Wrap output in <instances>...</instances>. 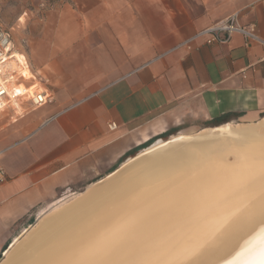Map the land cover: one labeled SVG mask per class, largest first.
I'll use <instances>...</instances> for the list:
<instances>
[{"label":"crops","instance_id":"1","mask_svg":"<svg viewBox=\"0 0 264 264\" xmlns=\"http://www.w3.org/2000/svg\"><path fill=\"white\" fill-rule=\"evenodd\" d=\"M233 15L257 41L207 44L201 32ZM48 21L28 64L18 56L27 75L51 80L53 101L0 114V251L31 210L101 180L155 137L264 118V0H83Z\"/></svg>","mask_w":264,"mask_h":264},{"label":"bare ground","instance_id":"2","mask_svg":"<svg viewBox=\"0 0 264 264\" xmlns=\"http://www.w3.org/2000/svg\"><path fill=\"white\" fill-rule=\"evenodd\" d=\"M44 213L0 264H264V119L157 140Z\"/></svg>","mask_w":264,"mask_h":264},{"label":"rangeland","instance_id":"3","mask_svg":"<svg viewBox=\"0 0 264 264\" xmlns=\"http://www.w3.org/2000/svg\"><path fill=\"white\" fill-rule=\"evenodd\" d=\"M82 1L83 0H0V30L9 34L14 52L24 56L27 62L24 51L32 50L34 47H37V44L44 37L43 31H50L51 25L48 21V18H50L52 14H55L57 11L66 7H71V9H78V7L82 5ZM94 1L96 0H91V2ZM45 27H49V29L45 30ZM46 80L47 83L45 85L51 92V80L47 77ZM262 119L264 118H259L254 122H242L239 120L226 119L214 124H211L210 121L199 122L197 120L193 122L196 124H192L195 126L190 127V123L187 122L178 127L180 129L175 132L172 131L157 136L145 145L141 146L137 151L133 152L129 157L118 164V166H116L107 176H104L101 180L97 182L84 183L76 188L66 189L62 191L56 199L52 200L51 202L39 205L31 210L27 215H25L22 219L11 226L9 240L5 246L8 247L9 244H11L15 239H18L19 241L22 240L24 238V235H26L25 233H27L31 229V227L35 225L37 218L41 215L42 212H45L47 214L54 207H57L62 203L71 201L75 196L79 194H83L88 189V187L104 181L108 176L116 172L122 165L142 153V151H144L157 140L166 142L172 137L182 134L199 133L200 131H203L205 129L217 128L223 126L224 124H253L258 123ZM229 160L233 161L232 158H229ZM1 260L2 250L0 251V262Z\"/></svg>","mask_w":264,"mask_h":264},{"label":"built area","instance_id":"4","mask_svg":"<svg viewBox=\"0 0 264 264\" xmlns=\"http://www.w3.org/2000/svg\"><path fill=\"white\" fill-rule=\"evenodd\" d=\"M235 33H241L249 40L257 41L254 26L250 25L247 29L239 27L235 15L201 32L208 35L207 44L225 43ZM14 53L9 34L0 30V114L8 109L14 111L19 102H24L32 108H39L53 101V95L45 85L46 77L33 73L25 77L7 68L8 63L15 59ZM116 128L114 123L108 125L109 131ZM5 182L6 175L0 166V185Z\"/></svg>","mask_w":264,"mask_h":264},{"label":"trees","instance_id":"5","mask_svg":"<svg viewBox=\"0 0 264 264\" xmlns=\"http://www.w3.org/2000/svg\"><path fill=\"white\" fill-rule=\"evenodd\" d=\"M222 120H223V119H222ZM222 120H221V121H222ZM5 249H6V246H4V247L2 248V252H3Z\"/></svg>","mask_w":264,"mask_h":264},{"label":"water","instance_id":"6","mask_svg":"<svg viewBox=\"0 0 264 264\" xmlns=\"http://www.w3.org/2000/svg\"><path fill=\"white\" fill-rule=\"evenodd\" d=\"M185 143H187V142H185ZM186 145H187V144H186ZM7 249H8V247H6V249H5L4 251H6ZM4 251H3V252H4ZM3 252H2V253H3ZM2 258H3V255H2Z\"/></svg>","mask_w":264,"mask_h":264}]
</instances>
